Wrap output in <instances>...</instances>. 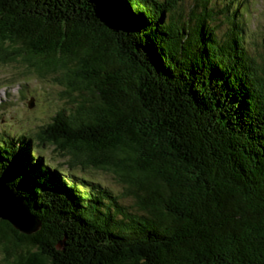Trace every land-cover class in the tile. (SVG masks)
<instances>
[{"label": "trees", "instance_id": "1", "mask_svg": "<svg viewBox=\"0 0 264 264\" xmlns=\"http://www.w3.org/2000/svg\"><path fill=\"white\" fill-rule=\"evenodd\" d=\"M184 1L0 0V60L59 73L75 104L41 146L116 174L136 207L34 140L0 143V184L38 223L0 215L8 264H264V63L237 22L217 36L230 3L183 21Z\"/></svg>", "mask_w": 264, "mask_h": 264}, {"label": "rangeland", "instance_id": "2", "mask_svg": "<svg viewBox=\"0 0 264 264\" xmlns=\"http://www.w3.org/2000/svg\"><path fill=\"white\" fill-rule=\"evenodd\" d=\"M214 2L217 10L224 9L230 3L228 17L221 15L216 23L217 36H224L232 27V20L237 22L243 30L244 45L250 55L264 63V0H214L212 6ZM197 4L195 0L180 3L178 17L182 15L183 21L190 19V13ZM235 8L239 12L232 17L231 12ZM65 92L66 88L59 82V73L40 75L23 61L0 60V143L12 141L18 147L22 137L34 140L32 152L56 166L61 174L75 176L78 181L84 179L99 183L102 188L117 196L123 207L135 211V202L129 194L128 184L126 186L116 174L81 161L75 162L71 155L65 156L47 142L41 146V129L52 123L53 117L61 110L68 114L74 109L75 104ZM77 96V93H73V97ZM2 200H5L10 211L16 213L20 210L18 203L3 193ZM0 264H8L1 248Z\"/></svg>", "mask_w": 264, "mask_h": 264}, {"label": "water", "instance_id": "3", "mask_svg": "<svg viewBox=\"0 0 264 264\" xmlns=\"http://www.w3.org/2000/svg\"><path fill=\"white\" fill-rule=\"evenodd\" d=\"M32 107V105H31ZM2 193L4 195H6V192L4 191V188L3 186H1L0 184V198H2ZM8 196V195H7ZM10 197V196H8ZM13 197V196H12ZM10 200L11 201H14L16 203H18V205L20 206V210L16 213H14V211H10L7 207L8 205L4 204V206L0 207V212L3 211L2 213H0L1 216H5V217H9V216H6L5 213H10L12 214L13 218L11 217L10 220L13 221V223L15 224V226L19 229H21L22 231H25V232H29V233H32L34 232L37 228V226H35L37 223L36 219L30 214L29 212V209L26 208V206H24L22 203H20L18 201V199H13L10 197ZM5 202V200H3ZM7 206V207H6ZM6 207V209H5ZM6 210V211H4ZM26 218V219H24ZM28 219V221H26ZM23 221V222H22Z\"/></svg>", "mask_w": 264, "mask_h": 264}]
</instances>
